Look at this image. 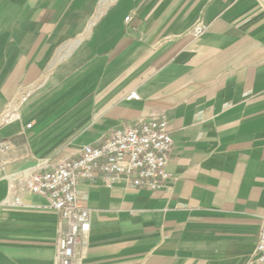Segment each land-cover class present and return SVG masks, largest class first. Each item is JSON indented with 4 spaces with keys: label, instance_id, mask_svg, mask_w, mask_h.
<instances>
[{
    "label": "crops",
    "instance_id": "crops-1",
    "mask_svg": "<svg viewBox=\"0 0 264 264\" xmlns=\"http://www.w3.org/2000/svg\"><path fill=\"white\" fill-rule=\"evenodd\" d=\"M161 115L173 180L81 182L92 222L80 264H258L264 0H0V264H55L60 230L47 199L12 205L9 178L20 186Z\"/></svg>",
    "mask_w": 264,
    "mask_h": 264
},
{
    "label": "built area",
    "instance_id": "built-area-1",
    "mask_svg": "<svg viewBox=\"0 0 264 264\" xmlns=\"http://www.w3.org/2000/svg\"><path fill=\"white\" fill-rule=\"evenodd\" d=\"M132 17L126 19L130 22ZM207 27L199 24L194 35L200 37ZM39 86L22 90L13 102L2 123L19 118V109ZM130 100H139L132 94ZM32 126L29 125L28 128ZM174 142L169 122L164 116H156L117 130L106 141L86 146L77 159L65 158L51 169L42 168L34 172L22 185L9 178L12 205L24 206L23 196L32 194L48 201V209L60 218L55 264H80L89 250L92 212L81 205L78 186L81 182H95L103 177L112 187L125 181L138 190L159 191L168 187L173 175L168 171ZM9 148L0 144V153ZM258 264H264V218L256 248Z\"/></svg>",
    "mask_w": 264,
    "mask_h": 264
}]
</instances>
